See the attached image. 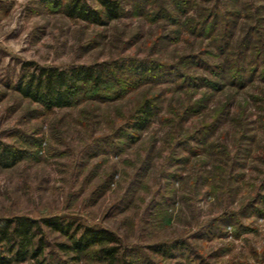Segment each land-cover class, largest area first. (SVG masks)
Segmentation results:
<instances>
[{
	"label": "rangeland",
	"instance_id": "374dc122",
	"mask_svg": "<svg viewBox=\"0 0 264 264\" xmlns=\"http://www.w3.org/2000/svg\"><path fill=\"white\" fill-rule=\"evenodd\" d=\"M71 1L0 0V144L20 156L0 161V224L104 228L112 264H264V0H116L101 23L69 15ZM137 60L159 70L121 95L46 110L16 89L34 65ZM235 61L244 72H218ZM41 228L43 252L10 264H110Z\"/></svg>",
	"mask_w": 264,
	"mask_h": 264
},
{
	"label": "trees",
	"instance_id": "16d2710c",
	"mask_svg": "<svg viewBox=\"0 0 264 264\" xmlns=\"http://www.w3.org/2000/svg\"><path fill=\"white\" fill-rule=\"evenodd\" d=\"M100 9L95 10L79 0H72L67 4L69 15L95 23L108 22L120 16V5L116 0H96ZM244 46V43L243 45ZM222 49V48H221ZM244 54V53H243ZM25 65H31L30 62ZM237 62H226L218 67L219 73L227 79L236 76V69L245 70L237 66ZM154 62L137 60L126 68L120 61L104 62L101 64H78L65 67L33 66L30 72L24 74L16 83V89L23 96L43 106L46 110L68 107L77 103L88 91L113 92L121 95L130 90L134 81L144 73L155 74L159 70ZM150 75V74H149ZM221 75V74H219ZM223 76H220L223 78ZM243 79V78H242ZM137 119L130 123L135 131H141L149 124L153 115V105L144 101L136 110ZM17 150L0 144V161L12 165L19 160ZM42 225H46L65 235L70 243L60 244L61 247L72 250L75 254L98 248V253L112 264L117 260L118 250L108 243L115 241L112 233L104 228L78 225L72 228V223L57 216L42 218L40 221L25 216L4 218L0 224V264L23 261L26 258H36L43 252ZM159 249V248H157ZM124 257V256H123ZM119 258L120 264H130L124 258Z\"/></svg>",
	"mask_w": 264,
	"mask_h": 264
}]
</instances>
